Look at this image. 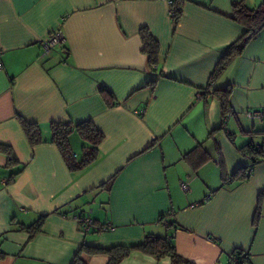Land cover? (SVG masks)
<instances>
[{"label": "crops", "instance_id": "0c3cea01", "mask_svg": "<svg viewBox=\"0 0 264 264\" xmlns=\"http://www.w3.org/2000/svg\"><path fill=\"white\" fill-rule=\"evenodd\" d=\"M238 1L183 0L176 19L172 0H0V145L17 158L0 151V264L110 263L84 247L118 248L117 264H174L142 248L148 234L168 238L186 264H229L235 250L247 254L239 264H264V158L244 152L264 140V120L246 115L264 111V27L210 79L245 31L232 19ZM142 27L159 44L153 67ZM57 30L66 42L44 53ZM227 87L225 115L213 92ZM19 116L39 125L42 143L29 144ZM67 120L104 135L97 160L77 171L50 141V123ZM70 145L80 158L75 134ZM240 168L245 181L232 178ZM86 214L88 231L76 219ZM41 215L31 236L23 226Z\"/></svg>", "mask_w": 264, "mask_h": 264}, {"label": "trees", "instance_id": "16d2710c", "mask_svg": "<svg viewBox=\"0 0 264 264\" xmlns=\"http://www.w3.org/2000/svg\"><path fill=\"white\" fill-rule=\"evenodd\" d=\"M182 3L183 0H172L171 2V9L174 11L173 16L176 19H178L181 14ZM232 19L243 25L245 27V31L227 47L226 51L212 70L210 77L211 80L215 79L225 69L234 56L241 54L249 40L252 39L264 27V0L255 8L247 7L244 0L235 2L233 4ZM139 35L143 44V52L148 56L149 65L151 67L158 65L160 62L158 42L146 27H142L139 30ZM213 93L219 99L222 112L226 115L231 111V107L229 105V95L231 93L230 87H227L223 90H215ZM101 95L108 105H115L114 96L108 89L102 88ZM19 121L22 130L31 146L43 142L41 129L37 123L28 122L20 116ZM49 127L51 131L50 141L59 147L63 160L71 171L84 169L97 160L99 155L98 146L103 140L104 135L93 123V121L84 120L78 123H73L70 120L53 121L50 123ZM73 134H75V136L81 141V157L78 159L73 156V151L70 145V137ZM0 151L7 154L9 163L14 164L17 162V158L10 147L6 145H0ZM244 152L251 159L252 164H255L259 159L264 158V140L262 143L248 144L245 147ZM17 173H19V171L13 173L14 176ZM14 176H12L9 181L13 180ZM232 178L238 181H245L249 178V174H247L246 168H240L232 174ZM262 194L259 197V202L261 200ZM259 213L260 203H258L256 209L254 223L257 222ZM45 217L46 215H41L33 223L23 226V228L29 231L30 235L32 236V234L40 230ZM163 219L166 220L165 217H161V223ZM142 248L144 250H151L154 252H168L172 255L174 264H186L185 260L175 253V248L169 243L168 238L148 234L145 236V242L142 245ZM117 249L118 248H83V250L88 252L109 253L111 256V261L109 264H117L118 259L123 256V251L119 252ZM234 252V256L240 260H246L247 254L244 251L235 250Z\"/></svg>", "mask_w": 264, "mask_h": 264}, {"label": "built area", "instance_id": "2783aa9c", "mask_svg": "<svg viewBox=\"0 0 264 264\" xmlns=\"http://www.w3.org/2000/svg\"><path fill=\"white\" fill-rule=\"evenodd\" d=\"M65 42H66V38L64 34L61 31L57 30V31L50 32L43 40H41L40 45H41L43 52L46 54H49L55 48L62 46ZM1 53H2V50L0 49V55ZM0 66H1V63H0ZM200 96H201V93L197 92L196 97L199 98ZM246 115L252 119L264 120L263 110H248L246 112ZM181 188L184 191L189 189L188 185L184 182H181ZM76 219L80 223L81 228L84 231H88L89 229H91L94 223V220L90 214L77 216ZM162 224L167 226L168 221L163 219ZM229 262H230L229 264H239L240 263V261L234 255H231V259Z\"/></svg>", "mask_w": 264, "mask_h": 264}]
</instances>
